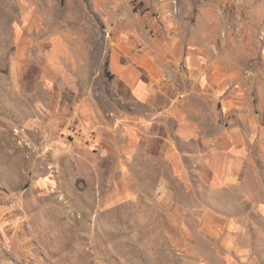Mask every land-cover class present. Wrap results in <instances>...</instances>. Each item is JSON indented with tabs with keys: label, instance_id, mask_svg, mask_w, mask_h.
I'll return each instance as SVG.
<instances>
[{
	"label": "crops",
	"instance_id": "1",
	"mask_svg": "<svg viewBox=\"0 0 264 264\" xmlns=\"http://www.w3.org/2000/svg\"><path fill=\"white\" fill-rule=\"evenodd\" d=\"M22 1L0 0L17 8L0 26V108L16 106L37 63L25 123L31 147L56 157L49 170L107 188L108 204L155 202L184 233L194 221L221 239L226 264H256L243 238L264 221V50L232 53L212 37L140 48L114 33L90 58Z\"/></svg>",
	"mask_w": 264,
	"mask_h": 264
},
{
	"label": "rangeland",
	"instance_id": "2",
	"mask_svg": "<svg viewBox=\"0 0 264 264\" xmlns=\"http://www.w3.org/2000/svg\"><path fill=\"white\" fill-rule=\"evenodd\" d=\"M14 9L0 5L4 32ZM29 12L52 20V33L66 34L90 58L106 51L114 33L140 48L173 41L198 46L212 37L228 52L264 50V0H36ZM0 64L6 72L10 59ZM31 67L25 89L10 96L16 106L0 108V264H226L221 239L194 221L186 234L155 202L108 204L107 188L73 180L66 168L49 170L56 157L31 147L25 123L40 94V68ZM2 82L7 86L6 74ZM253 221L243 239L256 264H264V221Z\"/></svg>",
	"mask_w": 264,
	"mask_h": 264
}]
</instances>
